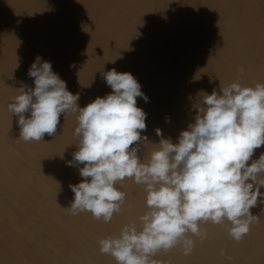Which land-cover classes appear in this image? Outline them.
Wrapping results in <instances>:
<instances>
[{"label": "bare ground", "instance_id": "bare-ground-1", "mask_svg": "<svg viewBox=\"0 0 264 264\" xmlns=\"http://www.w3.org/2000/svg\"><path fill=\"white\" fill-rule=\"evenodd\" d=\"M38 56L79 94V107L111 93L106 72L131 73L148 97L137 98L147 114L141 135L148 140L137 153L146 163L161 138L178 143L203 93L234 82L264 84V0H0V264H117L100 252L99 240L125 225L142 227L144 186L117 183L127 195L109 223L64 209L74 199L70 185L84 179L82 164L67 163L78 150L79 113L62 114L55 135L24 142L8 111L16 89L35 87L28 71ZM262 153L264 145L249 164ZM250 212L258 222L239 242L229 235L230 222L209 221L200 224L203 242L188 234L195 242L190 255L178 245L152 259L264 264V203L258 199Z\"/></svg>", "mask_w": 264, "mask_h": 264}, {"label": "clouds", "instance_id": "clouds-1", "mask_svg": "<svg viewBox=\"0 0 264 264\" xmlns=\"http://www.w3.org/2000/svg\"><path fill=\"white\" fill-rule=\"evenodd\" d=\"M28 75L35 87L16 89L8 104L18 117L19 139L43 141L45 134L55 135L62 114L79 113L78 150L67 163L82 164L84 179L70 185L74 199L66 211L88 212L109 223L127 195L117 183L132 179L144 186L149 210L139 218L142 227L125 225L118 236L99 240L100 252L117 264H156L152 257L178 245L190 255L195 242L188 234L201 242L207 236L201 223L228 221L229 235L239 242L258 222L250 209L258 199L264 203V153L249 161L264 145V84L234 82L203 93L195 122L180 133L178 143L161 138L145 163L137 153L139 143L148 140L141 135L147 114L137 107V98L147 102L148 97L131 73L106 72L111 93L85 107L78 106L79 94L67 89L50 62L38 56ZM156 134L162 137L160 129Z\"/></svg>", "mask_w": 264, "mask_h": 264}]
</instances>
